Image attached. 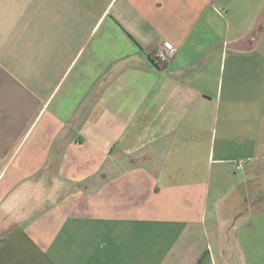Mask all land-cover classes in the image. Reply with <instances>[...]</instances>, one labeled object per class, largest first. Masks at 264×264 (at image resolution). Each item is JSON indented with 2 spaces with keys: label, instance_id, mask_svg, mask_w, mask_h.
Instances as JSON below:
<instances>
[{
  "label": "crops",
  "instance_id": "1",
  "mask_svg": "<svg viewBox=\"0 0 264 264\" xmlns=\"http://www.w3.org/2000/svg\"><path fill=\"white\" fill-rule=\"evenodd\" d=\"M0 264H264V0H0Z\"/></svg>",
  "mask_w": 264,
  "mask_h": 264
},
{
  "label": "built area",
  "instance_id": "2",
  "mask_svg": "<svg viewBox=\"0 0 264 264\" xmlns=\"http://www.w3.org/2000/svg\"><path fill=\"white\" fill-rule=\"evenodd\" d=\"M176 55V49L170 43H162L156 49L154 54L152 55L153 60L157 62L159 65H167L171 59ZM244 167V163L240 162L236 168L237 170L242 169Z\"/></svg>",
  "mask_w": 264,
  "mask_h": 264
}]
</instances>
